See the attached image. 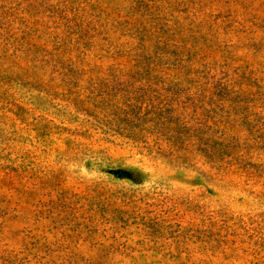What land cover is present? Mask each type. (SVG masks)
<instances>
[{
    "label": "rangeland",
    "instance_id": "1",
    "mask_svg": "<svg viewBox=\"0 0 264 264\" xmlns=\"http://www.w3.org/2000/svg\"><path fill=\"white\" fill-rule=\"evenodd\" d=\"M0 264H264V0H0Z\"/></svg>",
    "mask_w": 264,
    "mask_h": 264
}]
</instances>
